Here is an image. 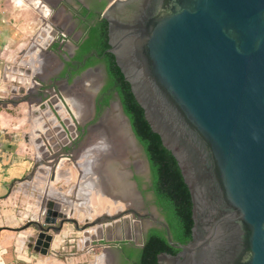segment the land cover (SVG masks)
Segmentation results:
<instances>
[{"label":"water","instance_id":"1","mask_svg":"<svg viewBox=\"0 0 264 264\" xmlns=\"http://www.w3.org/2000/svg\"><path fill=\"white\" fill-rule=\"evenodd\" d=\"M101 17L106 53L189 190L191 240L175 243L155 206L154 214L128 208L80 225L54 201L41 206L44 220L20 230L37 234L19 240L46 254L66 225L81 234L109 224L129 232L125 219L132 215L159 224L178 250L159 254L157 264H264V0H116ZM21 104L29 98L0 100L4 109ZM111 105L125 118L148 175L149 160L118 93Z\"/></svg>","mask_w":264,"mask_h":264},{"label":"rangeland","instance_id":"2","mask_svg":"<svg viewBox=\"0 0 264 264\" xmlns=\"http://www.w3.org/2000/svg\"><path fill=\"white\" fill-rule=\"evenodd\" d=\"M0 3L3 7L4 4L10 5L14 12L25 17L28 16V18L31 19L33 27L27 32V35H29V41L27 44L29 43V46L31 44L30 42L33 41L32 38L34 37L35 39L36 36L40 34L39 37H37V39L40 40L41 45L39 48L44 49L46 46L47 50L57 57L58 61L56 60V62H45L51 68V71L47 74L48 76H42V79L44 78V80H46L45 78L49 77L47 79H50L49 81L51 82L53 80L51 77L56 73L61 63L60 59H58L60 56V54H58L60 46H58L59 44L57 43V34H50L54 37V40H46L42 37L40 38V36L43 35L42 28L44 27L42 24L44 23V19L42 13L36 10L33 5L27 4L26 2L17 3L14 0H0ZM54 31H56L55 28ZM46 42L48 46L45 44ZM49 67L48 70L50 69ZM85 76L86 75L80 79H83ZM90 80H96L98 83H101L102 78L97 76L90 77L87 80L88 86L91 84ZM73 92L74 91L72 90L70 93ZM66 93L67 91L65 92V90H62L61 99L64 100V103L66 104L65 108L67 107L68 114L66 117L73 123L74 127L71 128L72 135L68 133L65 139L63 138L60 140V143H63L60 145V154L62 157L59 156L57 163L54 164L52 168V175L55 177L54 188L60 190L61 194H64L69 200H71L72 205H67L61 200L58 201L59 199L47 196L48 191L44 193L43 204L49 201H54L62 205H67L69 207L70 213H72L71 216H74V218L80 222V225L83 224L86 219L93 221L101 215H115L121 211L127 210L128 208L139 209L141 207L142 210L145 209V204L142 200H140L138 195L135 194V191L132 190L134 188L131 184V181L136 180L137 175L141 179L146 176L145 164L137 151L135 153H131L129 150H119L120 148H118L117 132L115 131L117 124L114 121L116 114L113 112L111 114L113 108L110 107L109 113L107 115H105V112H102L98 118L92 114L90 109V114L88 112L86 121L80 122L79 118L77 117V108L73 107L72 103L67 98ZM88 100H90V98ZM84 101V105H87V98H85ZM27 106L28 105L26 104H21L18 108H9V112H12V115L20 120L18 124V126L20 125V128L17 132H22V134L29 131V124L28 122H25L26 120L24 118ZM64 126L68 127L67 121L65 122ZM74 129L78 130L80 133V136H78L77 139L75 138L76 134L73 132ZM111 137H113V140ZM87 158L93 162L90 165L91 168H89L92 171L89 172L90 174L87 178H83V171L86 167L82 166L81 164L82 162L86 161ZM84 182L88 184L90 183L88 186L89 190H87L88 196H86V198L84 197L85 195L80 197L78 196L80 188L83 190V192H85L87 189H84L87 185L85 183L83 186ZM48 188L49 186L45 187L43 191ZM124 194L131 196L133 199L132 202L128 200L129 197L125 198ZM131 220H135L132 215H128L125 219L129 226L135 225V223L131 222ZM112 226L114 228H112V232H115V234L120 236V238L124 237L122 236L123 233L121 232L122 227L118 233L117 230H115V225ZM94 228L100 229L101 231V234H97L95 229L94 232L92 231L94 235L96 237H104V241L101 238V240L99 239L98 241L94 240V244L90 246L93 247V252H87V249L89 248L87 247L82 251H77L78 253H82V255H77V257H79V260H83L86 264H89L88 261H92L94 259H98L100 261V259L102 260L103 257L109 256L111 264H113L114 257L110 251H113V248L115 247V239L117 235L113 234L114 240L108 241L107 232L104 231V233H102V229L100 227ZM109 229L110 226L107 227V230ZM64 232H66L67 235L65 243L68 246H74V251H76L79 246L83 245V243H81V232L71 227L68 228L67 225L64 229ZM89 232H91L90 229ZM129 233L133 235L131 231ZM110 239H112V236Z\"/></svg>","mask_w":264,"mask_h":264},{"label":"crops","instance_id":"3","mask_svg":"<svg viewBox=\"0 0 264 264\" xmlns=\"http://www.w3.org/2000/svg\"><path fill=\"white\" fill-rule=\"evenodd\" d=\"M32 27L28 16L19 15L10 5L4 4L3 7L0 3V91L3 87V63L22 47L28 46L27 32ZM19 121L9 109L0 107V264H86L79 260L77 255L82 253L77 251L90 247L94 240L98 241L101 238L94 235L96 228L81 234L83 245L76 251L73 250L74 246H68L65 240H62L64 232L56 237L46 254L41 249L29 248L25 239L22 240L24 247L17 248L16 243L23 235L30 238L37 234L32 228L20 231L27 224L26 217L31 210L33 212L37 209L35 206L37 194L30 184L34 167L33 150L28 144L27 136L17 132L20 128ZM26 180L29 182L23 183ZM69 226L67 225L68 228ZM109 226L110 229L107 230ZM100 228L102 233L112 232L114 229L111 224ZM101 239L103 240V237ZM88 263L111 264V260L107 256L103 261L94 259Z\"/></svg>","mask_w":264,"mask_h":264},{"label":"flooded vegetation","instance_id":"4","mask_svg":"<svg viewBox=\"0 0 264 264\" xmlns=\"http://www.w3.org/2000/svg\"><path fill=\"white\" fill-rule=\"evenodd\" d=\"M116 0H49L48 6L51 13L57 16L63 22V25H56L54 28L55 34H57V43L60 46L58 54H60V65L56 73L51 77L53 80L45 78L44 83L48 86H55L65 91H69L80 79L84 73H87L83 78H90L94 76L101 77V83L98 81L95 83L92 90L91 97V112L96 118H98L102 112H105L108 107H111L112 103L116 100L117 92L114 88L107 89L108 85V70L107 64L104 61V55L108 50V24L102 19L103 11ZM44 21V20H43ZM44 26V23L42 24ZM58 26V27H57ZM99 26V27H98ZM41 29V28H40ZM54 30V29H53ZM94 35L91 39V34ZM101 36L104 37L107 47L104 49V55H99L97 50L94 49L97 46ZM92 45V47H91ZM91 47L88 52H85V47ZM95 62L92 66H87L89 62ZM49 78V77H48ZM80 79V80H79ZM96 81V80H94ZM108 99V106L105 105L106 99ZM94 100V102H92ZM115 112L118 114V107ZM113 108V107H112ZM115 113V114H116ZM107 115V114H106ZM93 127V126H92ZM137 189L140 192V200L145 204V209L140 207L136 209L140 214H154L153 207H157L159 216H155L159 221H166L165 215L156 205V199L152 187V174L151 168L148 175L141 179L136 176ZM133 223H136V231L133 232V237L126 231V227H122L121 237L115 234V232H108L107 238L114 240L113 234L117 235L115 239V247L113 251H110L114 257L113 264H133L135 257L133 252L143 248L148 234L152 229L164 231V229L153 222L150 218H144L138 220L134 217ZM127 228L130 226L127 225ZM120 227V228H121ZM116 230V228H115ZM112 236V239L110 237ZM135 236V237H134ZM104 240V237H103Z\"/></svg>","mask_w":264,"mask_h":264},{"label":"trees","instance_id":"5","mask_svg":"<svg viewBox=\"0 0 264 264\" xmlns=\"http://www.w3.org/2000/svg\"><path fill=\"white\" fill-rule=\"evenodd\" d=\"M94 32L91 34V39ZM103 39L104 37L101 36L97 46L94 47L99 55H104V49L107 47ZM91 47H85L84 51L88 52ZM104 56L109 77L106 90L114 88L118 93L124 111L131 121L133 131L144 147L150 163L151 190L155 195L156 205L165 215L172 240L175 243L187 244L191 240L193 226L192 202L178 163L171 152L163 147L160 137L152 132L145 120L142 108L132 94L130 85L124 80L114 56L111 54ZM94 63V61L89 62L87 66H92ZM108 99L105 101L106 106H108ZM163 252L176 255L178 250L169 245L165 231L152 229L143 248L133 252V257H135L133 264H157V256Z\"/></svg>","mask_w":264,"mask_h":264},{"label":"built area","instance_id":"6","mask_svg":"<svg viewBox=\"0 0 264 264\" xmlns=\"http://www.w3.org/2000/svg\"><path fill=\"white\" fill-rule=\"evenodd\" d=\"M39 35L35 39L32 38L33 41L30 42V46L20 49L13 57L3 63V87L0 91L1 100H20L28 97L30 101L24 114L25 122L29 124V131L24 134L27 136L29 146L31 149L33 148L34 167L30 184L37 194L35 201L37 209L33 212L31 210L28 214L27 223L31 220H37L38 217L44 220L46 209L41 208L44 198V193L41 194V192L55 181L52 168L57 163L58 157L61 156L60 145L63 143H60V140L65 139L68 133L72 135L71 128L64 126L66 119H68L66 117L68 111L67 107L65 108L64 100L61 99L63 89L55 86L48 87L44 84L42 75L34 72L39 63L36 62L37 56L33 47L34 45L41 47L40 40L37 39ZM53 117L56 119L55 122ZM73 132L77 139L80 136L79 131L74 129ZM39 137L41 138L40 143ZM40 144H42L41 148ZM27 182L29 181H23V183ZM16 245L19 249L21 246L24 247L21 240ZM87 252H93V247H89Z\"/></svg>","mask_w":264,"mask_h":264},{"label":"bare ground","instance_id":"7","mask_svg":"<svg viewBox=\"0 0 264 264\" xmlns=\"http://www.w3.org/2000/svg\"><path fill=\"white\" fill-rule=\"evenodd\" d=\"M16 1L17 3H22V2H26L27 4H30V5H33V7L40 11V13H42V16H43V19H44V28H42V32H43V35H41V37L43 39H46V40H51L53 39L54 37L51 36L50 34H53V35H56L54 33V26L56 25H63V22L61 21L60 18H58L57 16H54L52 13H51V10L48 6V1L49 0H14ZM58 27V26H57ZM45 37V38H44ZM54 40V39H53ZM53 42V41H52ZM47 46V42L45 43ZM46 48V46H45ZM43 49V48H39L38 45H34L33 49H34V53H36V56H37V60L36 62L39 63V66L38 67H35L34 69V72L38 75H42V76H46L50 71H51V68L46 64V63H52V62H56L57 60V57L49 52L46 49ZM54 60V61H53ZM58 61V60H57ZM46 62V63H45ZM48 67L50 68L48 70ZM53 73V72H52ZM51 75V74H50ZM48 76V75H47ZM98 77V76H97ZM48 78V77H47ZM89 78H85V79H82L80 81H78L77 83H75V85L72 87V90L74 91L73 93H70L71 91L69 90V92L67 91L66 95H67V98L69 99V101L72 103L73 107L77 108V117L79 118L80 122L81 121H86V117H87V114L89 112L90 114V107H91V97H92V90L94 88V85L97 81H93V80H90L91 81V84L90 86H88V80ZM66 92V91H65ZM79 94V96H78ZM90 100H88L89 98ZM87 98V105H84L85 101L84 99ZM89 101V103H88ZM77 104V105H76ZM87 108V110H86ZM116 110V107L113 106V109L111 111V114L112 112L113 113H116L115 112ZM85 111V112H84ZM85 115V116H84ZM116 117L114 118V121L116 122L117 124V127H116V132H117V138H118V148H120L119 150H129V152L131 153H135L137 151L138 153V146L136 145L135 141L133 140V138L131 137L130 135V132L128 130V127H127V123H126V120L125 118L123 117V115L120 113L119 109H118V114L116 113L115 115ZM108 117V116H106ZM53 121L55 122L56 119L55 117H53ZM67 121V124L70 128H73V123L69 120V119H66ZM73 130V129H72ZM92 130V129H91ZM96 130V129H95ZM66 136V135H64ZM115 137V136H114ZM92 138V137H91ZM106 138V137H105ZM116 138V139H117ZM111 139L113 140V137H111ZM115 139V138H114ZM111 140V141H112ZM39 143L41 141V138L39 137L38 139ZM98 141V140H97ZM109 141V140H108ZM102 142V141H101ZM107 142V141H106ZM113 142V141H112ZM105 143V142H104ZM101 144V143H100ZM103 145V144H102ZM101 145V146H102ZM116 145V144H115ZM40 148L42 147V144L39 145ZM105 146V145H104ZM84 150V148H83ZM109 150V149H108ZM118 150V149H117ZM108 152V151H107ZM107 155V154H106ZM102 159V158H101ZM92 160H88V158L86 159V161L82 162V166L86 167L83 171L84 175H83V178H87L88 175L90 174L89 172L92 171L90 167V165L92 164ZM87 165V166H86ZM86 175V176H85ZM86 182L83 183V186ZM54 184H55V181L50 185V187L48 189H46L45 191H42V193H45L47 192V196H50L52 198H56V199H59L63 202H65V204L67 205H72V202L71 200H69L64 194H61L60 190H57L54 188ZM86 187L84 189L85 192H83V190L80 188V191H79V197L80 196H84L86 198V196H88V191L89 188L88 186L90 185V183H86ZM55 189V190H54ZM58 192H57V191ZM126 190V189H125ZM134 190V189H132ZM135 191V190H134ZM125 195V194H124ZM131 195V194H130ZM83 197V198H84ZM126 197H129L128 200H130L132 202V197L129 196V195H125V198ZM137 199V197H136ZM85 200V199H84ZM84 203V202H83ZM81 206V205H80ZM72 213H70V211L68 210V215H71ZM136 223L135 225H130V227L128 228L129 231L135 233L136 231ZM88 231V230H87ZM86 231V232H87ZM96 233H100L101 234V231L100 229H96ZM135 237V236H134ZM92 240V239H91ZM90 240V241H91ZM89 242V240H88ZM105 257L102 258V260L104 259Z\"/></svg>","mask_w":264,"mask_h":264}]
</instances>
